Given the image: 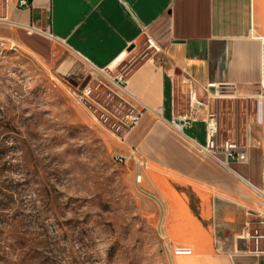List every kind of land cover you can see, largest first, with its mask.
I'll return each instance as SVG.
<instances>
[{"label":"crops","instance_id":"obj_1","mask_svg":"<svg viewBox=\"0 0 264 264\" xmlns=\"http://www.w3.org/2000/svg\"><path fill=\"white\" fill-rule=\"evenodd\" d=\"M0 18L6 19L0 41L59 57L65 75L107 72L124 54L134 55L141 39L153 43L152 56L114 84L141 116L121 146L110 147L146 158L143 182L165 202L162 229L172 245L192 250L172 256L174 264H234L238 237L264 219L257 192L264 165V0H32L25 9L0 0ZM29 28L40 33L29 35ZM185 82L198 97L209 82L261 91V124L248 131L246 162L226 167L173 131L182 109L176 88Z\"/></svg>","mask_w":264,"mask_h":264},{"label":"rangeland","instance_id":"obj_2","mask_svg":"<svg viewBox=\"0 0 264 264\" xmlns=\"http://www.w3.org/2000/svg\"><path fill=\"white\" fill-rule=\"evenodd\" d=\"M138 47L117 68L121 61L107 72L73 74L78 87L61 75L59 57L0 47V264H174L161 226L165 202L145 181L137 184L134 167L116 163L119 152L110 147L124 142L117 127L134 110L110 78L152 56L146 40ZM88 77L84 101L80 86ZM176 91L178 114L189 113V85ZM260 95L251 87L204 91L199 99L208 109L198 117L215 114L220 139L243 147L260 126ZM184 134L205 144L202 123Z\"/></svg>","mask_w":264,"mask_h":264},{"label":"built area","instance_id":"obj_3","mask_svg":"<svg viewBox=\"0 0 264 264\" xmlns=\"http://www.w3.org/2000/svg\"><path fill=\"white\" fill-rule=\"evenodd\" d=\"M5 5L8 7L9 4L14 3L17 8L25 9L30 7L29 0H3ZM6 19L0 18V22L5 21ZM34 33H40L39 30L34 28L28 29V34L32 35ZM148 48L155 49L153 43L150 40H147ZM8 46H16L14 43H6L4 41H0V47L5 48ZM126 57V56H125ZM103 73V71H99ZM110 80L118 86H121L124 83V79L122 75H118L114 78H110ZM186 83V82H185ZM220 85L209 82L206 85L205 91L207 93L215 92L217 93ZM80 98L82 100H86L89 98L91 94V90L86 86L81 90ZM259 103V123L261 124V104H262V95L258 96ZM189 106L190 111L186 114H177L173 116L172 119V128H174L178 133L184 135V129L186 127L191 126L193 123L197 121H203L206 124V143L204 146L196 145L197 149L206 155L222 163L224 166L228 167L229 161H235L237 163H244L247 161V154L245 148L242 146H238L235 143H232L230 140H221L219 135V123L215 114L207 113L205 118L201 119L198 117V112L202 111V109L207 110V105L199 99V97L193 91L189 93ZM141 116V112L137 111L135 114V110H133L130 114L125 116V123L123 126H118L117 130L121 131L124 138L127 134L132 130V128L138 123ZM177 129H180L178 131ZM219 155H223L225 157V162H222L219 159ZM116 163L126 165L128 163H132L134 167V179L137 184H141L144 179V172L148 170L149 165L146 158L141 155L136 149H132L130 154L125 157L118 155ZM257 192L264 197V165H263V187L262 189H257ZM259 227L250 230L249 227H246L242 234L238 237L239 241L245 242V249L240 250L236 245L234 248V252L232 258H235L236 255H242L247 259H254L259 264L261 261H264V219L259 222ZM166 239V254L169 256L179 257V256H191L192 250L189 248H183L172 245L167 237Z\"/></svg>","mask_w":264,"mask_h":264},{"label":"water","instance_id":"obj_4","mask_svg":"<svg viewBox=\"0 0 264 264\" xmlns=\"http://www.w3.org/2000/svg\"><path fill=\"white\" fill-rule=\"evenodd\" d=\"M29 2L31 3L32 0H29ZM141 40H144V38L141 39ZM141 40H140V41H141ZM140 41H138L137 43L139 44ZM130 50H131V49H130ZM61 75L63 76V78H64L65 80L68 81V83H69L70 85H72L73 87H78V81H76V75H65V74H61ZM90 80H91V78L88 77V78L84 81V83L80 86V89H81V90L84 89V88L88 85V83L90 82ZM237 246H238V248H239L240 250H244V249H245V242H244V241H238V242H237Z\"/></svg>","mask_w":264,"mask_h":264},{"label":"bare ground","instance_id":"obj_5","mask_svg":"<svg viewBox=\"0 0 264 264\" xmlns=\"http://www.w3.org/2000/svg\"><path fill=\"white\" fill-rule=\"evenodd\" d=\"M12 47H14V46H12ZM4 49V48H3ZM124 58V56H122V57H120L115 63H118L119 61H121L122 59ZM114 63V64H115ZM178 131H180V129H177ZM116 161H117V159H116Z\"/></svg>","mask_w":264,"mask_h":264}]
</instances>
